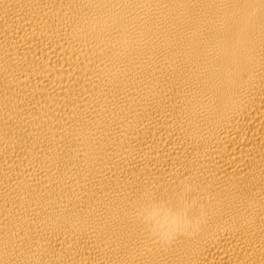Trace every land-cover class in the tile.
<instances>
[{"label": "bare ground", "instance_id": "6f19581e", "mask_svg": "<svg viewBox=\"0 0 264 264\" xmlns=\"http://www.w3.org/2000/svg\"><path fill=\"white\" fill-rule=\"evenodd\" d=\"M0 264H264V0H0Z\"/></svg>", "mask_w": 264, "mask_h": 264}, {"label": "clouds", "instance_id": "9594fccd", "mask_svg": "<svg viewBox=\"0 0 264 264\" xmlns=\"http://www.w3.org/2000/svg\"><path fill=\"white\" fill-rule=\"evenodd\" d=\"M197 187L182 180L176 187L173 198L151 199L137 210L138 221L147 231L163 244H171L178 236H196L207 224V216L201 211L193 215L192 209L203 208L201 200L207 202L210 197L197 198Z\"/></svg>", "mask_w": 264, "mask_h": 264}]
</instances>
